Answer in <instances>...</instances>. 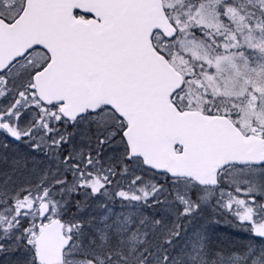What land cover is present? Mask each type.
<instances>
[{
    "label": "snow or ice",
    "instance_id": "obj_1",
    "mask_svg": "<svg viewBox=\"0 0 264 264\" xmlns=\"http://www.w3.org/2000/svg\"><path fill=\"white\" fill-rule=\"evenodd\" d=\"M0 264H264V0H0Z\"/></svg>",
    "mask_w": 264,
    "mask_h": 264
}]
</instances>
